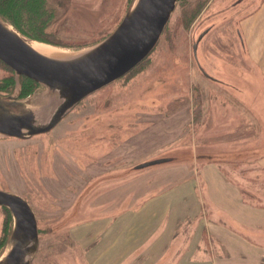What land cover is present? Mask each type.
I'll list each match as a JSON object with an SVG mask.
<instances>
[{
  "label": "rangeland",
  "instance_id": "rangeland-1",
  "mask_svg": "<svg viewBox=\"0 0 264 264\" xmlns=\"http://www.w3.org/2000/svg\"><path fill=\"white\" fill-rule=\"evenodd\" d=\"M135 1L44 0L49 23L28 29L36 39L24 37L78 54L111 35ZM195 2L180 0L153 52L51 131L25 139L0 135V190L22 196L37 218L32 264H203L177 256L187 246L194 253L200 236L211 250L201 230L206 219L230 230H220L219 264H264V81L258 68L264 11L250 18L264 0H209L183 27V10ZM207 30L196 60L194 44ZM12 75L0 60V84ZM254 78L263 88L248 82ZM37 85L22 98L17 79L0 95L54 112L58 96ZM161 158L169 161L136 168ZM211 201L219 209L206 215ZM170 209L171 228L155 230ZM180 219L194 228L183 230L184 222L171 230ZM13 222L0 206V257Z\"/></svg>",
  "mask_w": 264,
  "mask_h": 264
},
{
  "label": "water",
  "instance_id": "water-1",
  "mask_svg": "<svg viewBox=\"0 0 264 264\" xmlns=\"http://www.w3.org/2000/svg\"><path fill=\"white\" fill-rule=\"evenodd\" d=\"M179 1L136 0L111 35L78 54L62 57L35 50L11 24L0 18V60L13 70L16 80L30 78L58 96L55 98L60 102L54 112L46 113L45 108L39 112V108L28 107L17 96L0 95V135L25 139L49 132L86 97L130 73L157 47ZM207 32L194 44L195 55ZM238 35L242 46H246L242 33ZM203 74L211 78L204 70ZM42 111L45 114L38 115ZM168 161L156 159L136 168ZM0 206L9 209L14 220L0 264H32L39 242L35 212L22 196L2 190Z\"/></svg>",
  "mask_w": 264,
  "mask_h": 264
},
{
  "label": "trees",
  "instance_id": "trees-1",
  "mask_svg": "<svg viewBox=\"0 0 264 264\" xmlns=\"http://www.w3.org/2000/svg\"><path fill=\"white\" fill-rule=\"evenodd\" d=\"M208 1L209 0H196L194 4L190 5L187 11L183 10L182 16H184V18L182 22L179 23L183 27L184 26L189 27L191 23L199 16L200 12L206 6ZM43 2L44 0H0V18L3 19L5 22L11 24L15 28V30H17L21 35L27 36V38L29 37L31 39H36L33 36V34H30L28 29L30 28L33 30H43V28L46 27L47 23H49V18L51 15V11L45 9ZM235 8L236 7L233 6L232 10ZM44 9H45V13H44ZM241 10H243L242 7L240 8L239 11ZM194 56L195 59L197 60L198 58L197 53L196 55L194 54ZM231 67L233 66L229 65V68ZM203 70L204 69L201 68L202 72ZM20 81L22 83V93H21L22 98L31 95L35 90L34 87L38 86L33 80L25 77H21ZM248 82L254 87H262L260 85V81H258V79L256 78H254L253 81H248ZM14 87H15V76L13 73L12 76L7 77L3 82H1L0 91L3 93H8ZM196 109H197L196 120L198 121L201 118L199 101L197 102ZM7 238H8V234L6 235L4 243L6 242Z\"/></svg>",
  "mask_w": 264,
  "mask_h": 264
},
{
  "label": "crops",
  "instance_id": "crops-1",
  "mask_svg": "<svg viewBox=\"0 0 264 264\" xmlns=\"http://www.w3.org/2000/svg\"><path fill=\"white\" fill-rule=\"evenodd\" d=\"M260 11L261 12L264 11V6L259 7L258 11L253 16H251L250 18H252V19L253 18H256L257 15L260 13ZM263 27H264V24H263ZM262 49L264 51V48H262ZM260 53H262V51H260ZM261 59H263V55H261ZM261 59L259 58V65H260V67H258V68L260 70V73H259V75H260V81L262 80V82H263L264 81V63L262 62ZM263 84H264V82H263ZM213 179L216 181L215 183H220V177L216 176ZM210 206H211V209L209 207L208 208L205 207L206 209L204 208L206 210V211L204 210L205 214L208 213L207 209L209 210V212H213L214 210L219 209V205L217 203L214 204V202H212V201L210 202ZM218 211H220V210H218ZM215 214L218 215V218L220 217V214L217 211H216ZM118 215H119V213H118ZM165 215L168 216L167 217L168 221L166 222L165 221L166 218H165L163 222L157 224L159 227H155L154 228L155 230H162L163 228L167 230L168 228H171V225H170V220H171V215H172L171 209L170 210H166L165 211ZM180 220H181V223H179V224H176L175 223V225L172 227L171 230H175L176 231V229H178L180 227L182 228V225L184 226V222L188 223V221H186V220H182V219H180ZM186 225L187 226H185L183 228V230H185V229L186 230H189L190 228L191 229L194 228V226L193 227L191 226V223L190 222L188 224H186ZM224 229H226L227 231L230 232V230H228L227 228L223 227L219 223L217 224L215 221L209 222L208 219H206V224H205V226L201 225V230L207 231V235L209 234L211 236L210 237L208 235V239H210V242H211V244H210L211 250H210L209 247H207L209 245L205 244L204 236H200L199 238H196L195 239V240H197V243L195 245L194 253H188V246H187V248L184 247L182 250H180L179 256H177V257H179V261H182L184 259H187V257H190V261L191 262H193L195 260H199L200 262H203V264H219L220 259H221V256H220V253H218L216 250L218 248H220V245H221L220 244V230H224ZM210 230L212 232H214L216 230H219V234H212L211 235L210 234ZM259 230L261 231V229H259ZM151 233H149V236L151 235ZM233 235L234 234L232 232H231V235L230 234H226L225 235L226 238H227V240L225 242V245H227L228 248H230L229 247L230 244H228V243H230V240L233 237ZM170 241L172 242V237H170L167 240V242H170ZM138 246H140V245H138ZM138 246H137V249H140V247H138ZM165 247H166V244H164V246H163V249L166 250ZM252 247H254V246L253 245L250 246V250H252ZM165 250L163 252V255H166V251ZM189 254H191V255H189ZM227 254H228V252H227ZM247 257L249 258L251 256H247Z\"/></svg>",
  "mask_w": 264,
  "mask_h": 264
},
{
  "label": "bare ground",
  "instance_id": "bare-ground-1",
  "mask_svg": "<svg viewBox=\"0 0 264 264\" xmlns=\"http://www.w3.org/2000/svg\"><path fill=\"white\" fill-rule=\"evenodd\" d=\"M31 44L35 50H37V51H39V52H41L47 56L57 57V56H71V55H73L72 53H69V51H67V50H59V49L51 48L50 46L44 45V44L39 43V42H31ZM42 109L43 108H39V112ZM45 112L42 111L41 113H38V115L42 116L43 114H45Z\"/></svg>",
  "mask_w": 264,
  "mask_h": 264
},
{
  "label": "flooded vegetation",
  "instance_id": "flooded-vegetation-1",
  "mask_svg": "<svg viewBox=\"0 0 264 264\" xmlns=\"http://www.w3.org/2000/svg\"><path fill=\"white\" fill-rule=\"evenodd\" d=\"M4 245H5V243H4ZM4 245H3V247H4Z\"/></svg>",
  "mask_w": 264,
  "mask_h": 264
}]
</instances>
